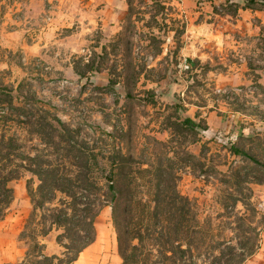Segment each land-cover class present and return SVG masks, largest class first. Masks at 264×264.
<instances>
[{
	"label": "rangeland",
	"instance_id": "1",
	"mask_svg": "<svg viewBox=\"0 0 264 264\" xmlns=\"http://www.w3.org/2000/svg\"><path fill=\"white\" fill-rule=\"evenodd\" d=\"M8 112L19 123L0 122V139L15 134L14 162L26 168L83 166L60 157L71 149L97 155L94 170L112 160L173 170L182 252L165 264H264V0H0V119ZM185 118L206 130L181 128ZM20 174L0 220V264L31 252L46 213L31 219L39 182ZM94 225L76 264H122L111 207ZM61 232L36 239L43 254L61 253ZM153 242L145 262L164 264Z\"/></svg>",
	"mask_w": 264,
	"mask_h": 264
},
{
	"label": "trees",
	"instance_id": "2",
	"mask_svg": "<svg viewBox=\"0 0 264 264\" xmlns=\"http://www.w3.org/2000/svg\"><path fill=\"white\" fill-rule=\"evenodd\" d=\"M8 98L6 103L12 105L11 111L18 112L20 109L13 106L11 96ZM17 117L18 114L8 112L1 117L0 122L15 123L18 121ZM180 127L191 131L206 130L190 118L183 119ZM3 130L6 132L8 128ZM35 131L31 132L37 134ZM17 143L15 134L1 136L0 146L5 145L8 150L0 149V173H3L0 176V220L6 215L12 200L9 183L20 177V170L29 172L39 182L37 190L31 193V219L36 220V212L47 206L46 213L40 214L35 222L36 230L30 231L33 233L30 238L33 244L31 252L20 262L6 264H76L78 256L94 242V222L105 206L112 209L117 250L122 264H135L138 257H141V262L147 264L144 258L147 241H154V248L151 247L154 251L152 258L154 256L158 262L163 261L164 264L174 260L175 256L169 255L170 253L175 250L182 252L179 250L178 239L181 237L179 229L185 199L177 190L176 181L179 178L173 170L161 166L133 171L125 165L113 163L112 159L119 157L117 152L113 157L106 158L108 161L112 160L108 170H94L89 166V162L97 160V155L85 151L71 155L67 153L71 149L63 150L60 157L65 155L67 159L69 157L74 160L73 162L80 160L84 163L83 166L71 167L64 163H53L56 166H52L47 163L48 166L44 169L26 168L21 163L14 162L19 158L18 153L14 152ZM224 146L230 151H236L231 143ZM99 175H102L101 180L97 177ZM163 176L168 179L163 180ZM47 224L48 228H45ZM39 226L41 227L38 231ZM53 229L62 231L56 237L62 251L58 255L48 256L43 254L44 246L36 239L46 237ZM24 236L25 232L20 234V242ZM134 240L139 242V249L133 244Z\"/></svg>",
	"mask_w": 264,
	"mask_h": 264
}]
</instances>
